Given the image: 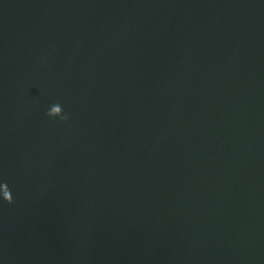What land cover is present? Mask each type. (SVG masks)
Instances as JSON below:
<instances>
[{"label": "water", "instance_id": "1", "mask_svg": "<svg viewBox=\"0 0 264 264\" xmlns=\"http://www.w3.org/2000/svg\"><path fill=\"white\" fill-rule=\"evenodd\" d=\"M0 184V264H264V0H0Z\"/></svg>", "mask_w": 264, "mask_h": 264}, {"label": "clouds", "instance_id": "2", "mask_svg": "<svg viewBox=\"0 0 264 264\" xmlns=\"http://www.w3.org/2000/svg\"><path fill=\"white\" fill-rule=\"evenodd\" d=\"M46 114L52 118L60 117L61 120L68 119V117L63 114L62 107L59 103L52 105ZM0 192H2L5 201L12 203V196L7 184H0Z\"/></svg>", "mask_w": 264, "mask_h": 264}]
</instances>
